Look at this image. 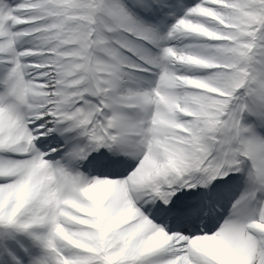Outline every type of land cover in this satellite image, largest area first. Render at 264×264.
Returning a JSON list of instances; mask_svg holds the SVG:
<instances>
[{
    "label": "bare ground",
    "instance_id": "6f19581e",
    "mask_svg": "<svg viewBox=\"0 0 264 264\" xmlns=\"http://www.w3.org/2000/svg\"><path fill=\"white\" fill-rule=\"evenodd\" d=\"M136 1L140 3V0ZM195 3L194 9L188 11L189 16L193 14L194 17L187 20L181 19L179 22L181 33L172 34L170 28H167V36L162 37L161 42L171 43L173 49H169L163 60L157 54L139 50L136 61L128 62L135 71H146L145 69L148 68L155 71L142 89L135 90L137 93L134 94V98L124 89V86L128 87L130 82L127 75L139 77L134 73L123 71L125 78H128L125 80H121L116 74V80L110 82L111 84L105 88V90L109 89L110 94H103L102 98L110 97L107 107L112 109V115L115 117L114 127L117 131L115 135L107 136V133L98 130L96 136L99 140L116 137L117 144L110 154L114 157L111 162L103 159L104 163L96 164L100 167L92 166L88 157L89 149L86 148L89 142H85L81 136L82 131H77L76 128L77 123L82 121L76 124H69L65 119L52 122L55 131L59 133L63 141L62 145L65 146L64 153L68 167H75L74 170H79L78 167H81L83 171V175L78 180L81 182L80 188L73 187L77 177L66 171L60 164L53 168L45 164L44 158L48 156V153L35 155L33 144L36 143L34 139L36 135L30 133L32 136L29 134L28 136L22 128L23 122L18 118L16 110L0 99V118H6L3 115L8 118L7 123L4 124L10 131V134L6 135L7 143L11 146L14 144L15 147L22 146L21 152L26 150L28 145L30 147L28 153H24L29 154L31 159L22 162L27 170L25 173H18L22 183H18L21 194L17 196L19 201L16 204L14 222L30 231L31 221L40 223L47 221L50 200L58 196L62 203L57 218L63 227H58L54 245L61 253L76 257L75 264H94L84 250L89 248L98 251L99 234L96 215H100L106 253L109 259H113V264H177L176 259L173 260L177 250L185 253L180 258L183 263H187L190 259L196 260L192 254L196 255V252L201 251L209 257L210 262L203 261L197 264H264V235L259 227H264V203H262L264 200V191H262L264 137L253 135V153L251 149L249 155L260 184L257 204L252 202L251 197L242 193L225 207V201L217 200V197L212 195V186L215 182L222 181L224 175L229 172L228 177L235 175L238 172L237 167L244 168L246 165L243 163L242 166H237V160L229 163L225 153H220L209 163L210 151L202 149L204 147L202 143H205L202 135L207 133L204 132L203 119L198 116L199 112L193 98L196 95L193 86L200 80L207 81L208 77L205 78V76L202 79L196 77L197 70L191 65L192 63L201 64L203 58H200L203 57L202 55H207V47L204 44L207 31L205 18L215 11L219 1L196 0ZM138 8L140 7L137 4ZM142 10L147 13V7ZM149 11L151 15L153 10ZM153 12L156 14V11ZM178 12L180 14L181 10ZM132 17L135 22L141 24L137 27H128L135 38L146 42L154 41L156 44L161 43L156 41L160 39V35L153 31L150 23H143L138 18ZM3 30H8L6 25L0 32L2 35H4ZM149 32H153V39L149 38ZM13 44L20 47L24 45V41L17 37ZM179 46L187 51L183 62L180 61L181 55L178 56L175 53ZM60 47L61 45L58 46ZM54 54L55 56L49 57L48 62L51 63L44 70L48 75L47 81L53 93L58 88L59 82L57 68L54 67L58 57L57 50ZM20 56L24 58L22 54ZM137 61L139 64H136ZM163 67H166L165 71ZM254 69L258 70L257 63L254 64ZM180 73H187L189 76L178 83L177 76ZM16 80L13 84L14 93L21 99L23 95L19 94V91H22L21 82ZM29 86H27L28 96H26L31 105L29 112L32 114L39 110L36 107L42 103V98L37 106L32 107V103L37 100H35L36 93L32 89L34 85ZM136 88L140 87L136 86ZM167 89L170 90V94H165ZM149 95H153L158 102L170 107V111L176 114L177 118H159L154 110L149 111L152 109V105L148 104L150 103ZM45 101L47 100H43V103ZM112 103H114L113 106H111ZM132 103L143 108L141 113L146 114L145 118L143 115L137 118L139 125L133 118L134 116L136 118V112L130 109ZM145 104L149 106L148 110L145 109ZM254 104L250 102L248 115L260 119L259 122L257 121V128L262 130L264 109ZM48 112L46 111V115L50 116ZM77 112H81L86 117V121H94L99 115H105L96 104L83 103L72 116L65 117L77 119ZM51 119L53 118H49ZM86 125L88 126V123ZM98 126L97 124L94 127ZM66 129L73 131L75 138H68ZM138 129H141L143 133L142 138L138 139L140 142L137 143L134 133L139 131ZM149 131L151 138H149ZM214 132L211 135H214ZM29 140L33 142L32 145ZM54 141L52 139V142ZM77 145L80 146L77 147ZM145 148H147L146 153ZM102 153L99 152V154ZM230 153L233 157V153L229 150ZM10 166H18V163L3 165L1 168L8 172ZM129 169L134 170L124 182L120 177ZM37 186L40 188L37 189ZM36 189L38 194H35ZM158 190L163 191V205L158 203V198L155 196ZM205 195L208 196L207 209H198L195 199L197 196L204 198ZM9 202L14 204L13 201ZM41 205H43L42 208ZM180 207L183 209L178 211ZM199 214L203 217L201 231L193 232V229L184 232V239H178L179 244L176 248L175 240L167 233L168 228L174 226L184 229L185 225L194 227ZM43 224L41 227L45 228ZM5 230L15 236L16 240L21 239L12 223H8ZM5 235L4 232H0V264H10L3 257L1 250V245L6 242ZM70 235L75 237V242L79 246L78 256H75L74 250L66 241ZM197 235L198 238H195ZM37 237L44 251L45 247L49 246L48 236L39 231ZM48 263L43 257L42 264Z\"/></svg>",
    "mask_w": 264,
    "mask_h": 264
},
{
    "label": "rangeland",
    "instance_id": "374dc122",
    "mask_svg": "<svg viewBox=\"0 0 264 264\" xmlns=\"http://www.w3.org/2000/svg\"><path fill=\"white\" fill-rule=\"evenodd\" d=\"M195 1L188 0L187 4L184 0L162 2L140 0V3H137L136 0H0V32L4 25L8 28L7 31L3 30L4 35L0 33V98L14 106L17 111L19 108H23L28 112L31 105L26 90L27 86L34 85L32 89L36 93L35 100L37 101L32 103V107L37 106L41 98L42 103L36 107L39 110L27 114L29 120L23 119L22 128L27 135H31L30 133L37 135L39 131V136L42 139H38L33 144L37 152L40 155L44 152L47 153L39 146L51 143L44 144L47 134H43V127L44 125L48 126L49 118L60 117L55 114H61L68 108L74 107L75 111L84 101L90 104L96 103L100 107V96L106 94L104 93L105 86L116 80V74L121 80L130 79L128 87L125 85L124 89L128 95L134 98V94L137 93L135 90L142 89L144 83L149 82L155 71L148 68L145 69L146 73L138 72L132 69L128 62L136 61V54L139 50H143L144 53L152 52V54L161 57L162 52L173 49L172 44L161 42L162 37L167 34V30L165 27L159 29V25L166 23L172 34L181 33L179 22L181 19L187 20L194 17L193 14L189 16L188 11L194 9ZM216 1H219V6L205 18L207 31L204 44L207 47V55H202L203 57L200 59L203 58V62L201 64L192 63L191 65L197 70L196 77L199 79L208 77L207 81L198 80V84L193 86L196 92L193 98L197 112H199L198 116L203 119L204 132L207 133V135H202L205 140L202 149H209V163L220 153L226 154L229 163L237 160V166H242L247 161L250 163L248 168L237 167L238 172L236 175H232L234 178L231 186L236 188L238 196L245 193L254 202L256 195L254 190L257 185L260 188V185L255 184L253 177L255 168L252 166L249 155L251 149L253 153V135H260L255 131L260 119H255L248 113L251 107L249 106L250 102L255 103L254 106L264 109V0ZM137 4L140 7L138 9ZM144 7H147L148 11L151 9L156 11L154 16H150L148 13L151 11H147L143 17V23H150L153 31L160 35V39L156 40L161 42L159 44L135 38L132 31L128 29V27L141 25L135 22L132 16L141 22L142 17L138 12L143 13L142 8ZM179 10H183L185 14L178 16L177 11ZM94 15L97 17V23L92 29L90 24ZM149 33V38L153 39V32ZM17 37L24 41V45L17 47L13 44ZM59 45H61L60 48H58ZM55 50L58 52V57L53 65L57 68L59 82L58 88L53 93L47 81L48 75L44 70L51 63L48 62L49 57L55 56ZM175 53L178 56L181 55L180 61L183 62L187 51L179 46ZM20 54L24 58H21ZM256 63L258 70L255 71L253 66ZM123 71L134 73L139 77L127 75L128 78H125ZM248 71L251 73L249 74ZM186 76L189 74H178V83L183 82ZM16 79L21 82L22 89H20L22 91H19L20 95L23 94L21 99L17 98L14 93L13 84L17 81ZM136 86L140 88H136ZM166 92L170 94L169 91ZM96 99L99 102H96ZM11 100H16L17 104H11ZM43 100H47L46 103H43ZM148 100L150 101L148 104L152 105V109L149 111L154 110L159 118H177L176 114L170 111V107L158 102L153 95H149ZM145 102L147 103V101ZM230 103V109L225 117L224 132L218 144H215L217 146H214L211 134L222 111ZM113 105L114 103L111 104V106ZM44 107L46 109H43ZM148 107L145 104V109L148 110ZM130 109L136 112V118L135 116L133 118L139 124L137 118L142 117L143 108L132 103ZM46 111L52 115L47 116ZM3 116L6 118H0V223L3 225L0 232L4 231V226L12 223L14 230L26 242L24 247L22 243L13 239L12 234L7 232L6 238L10 245H15L16 252L10 255L12 249L7 246L5 252L8 256L10 255V261L18 263L21 255L27 251L28 255L23 263L39 264L42 259H38V255L34 253L41 247L37 233L42 231L51 242V245L49 244L50 246L40 253L48 260L47 262L50 264H75L76 257L61 253L54 247L57 227L62 226L57 218L62 201L60 202L57 197L50 200L48 218L47 221H43L44 224L33 220L30 222L29 231L14 222L16 204L19 201L17 196L21 194L18 183H22L18 173H25L27 167L22 165L24 159V156L20 154L22 146L15 147L14 144L11 146L6 141V135L10 134V131L8 126L4 125L8 118L6 115ZM143 117L145 118L146 114ZM109 119L113 120L112 115L108 117L107 125ZM112 120L107 126L108 129L113 125ZM12 125L15 126L13 122ZM36 127L39 130H36ZM138 130L134 133L137 143L140 142L138 139L142 138L143 133L141 129ZM29 143L32 145L33 142ZM48 146L47 150L63 145L58 143L55 146ZM229 150L233 153V157L231 153L229 154ZM48 153L50 152L48 151ZM59 154L57 159L55 157L52 159L55 163L59 162L64 165L65 162L61 159L62 153ZM48 160L51 159H44L45 164L48 163ZM14 163H18V166H10L8 172L1 168L3 165H13ZM133 170L127 171L124 174V179L129 178ZM76 184L77 181L73 183V187L76 188ZM39 188L37 186V189ZM37 189L35 194L39 193L36 192ZM262 191H264V186ZM219 195L229 198V195H225L223 191L216 192L217 198L221 199ZM9 201H13L14 204ZM42 207L43 205H41ZM42 224L46 227L42 228ZM259 227L264 235V227ZM169 232L173 239L184 236L174 233L176 232L174 230ZM74 238L73 235H70L66 241L68 246L74 250L75 256H78L79 246ZM84 252L88 254L94 264H99L97 253L93 249L88 248ZM183 255H185L183 251L177 250L173 260L176 259L177 264H197L209 259L205 253L199 251L196 252V255L192 254L196 260L190 259L187 263H183L180 260ZM111 260L113 261V259Z\"/></svg>",
    "mask_w": 264,
    "mask_h": 264
}]
</instances>
